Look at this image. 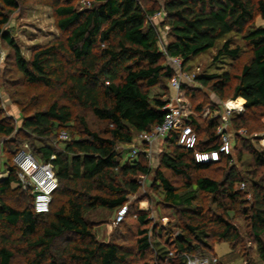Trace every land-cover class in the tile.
<instances>
[{
  "label": "trees",
  "instance_id": "obj_1",
  "mask_svg": "<svg viewBox=\"0 0 264 264\" xmlns=\"http://www.w3.org/2000/svg\"><path fill=\"white\" fill-rule=\"evenodd\" d=\"M75 1L54 0L56 27L65 38L36 49L25 61L2 33L9 20L3 9H16L17 0H0V38L14 47L18 71L28 85L54 94L44 107L21 108L20 128L0 118V154L6 157L7 173L0 180V264H17L16 253L24 258L23 264H135L136 256L142 260L149 256L143 264H185L184 255L216 259L214 245L241 242L237 227L229 221L238 205L243 206L250 237L264 264V152L237 134L250 132L245 114L264 108V26L255 25L257 18L264 22V0H159L158 10L145 7L141 0H91L79 10ZM156 14L164 15L162 24L168 27L165 54L156 28L148 22ZM232 37H239L251 53L239 74H202L196 81L219 100L230 90L232 100L244 101L245 113L229 117L236 132L232 152L234 143H242L263 175L258 177L257 171L255 179L248 175L240 179L229 167L222 181L197 177L191 183L194 174L231 163L232 152L217 164H196L191 151L177 147V131H171L162 141L170 150L159 158L154 186L161 188L163 201L180 212L181 221L174 226L177 234L170 227L149 229L148 216L140 214L135 253L114 242H98L85 215L97 209L116 212L128 205L129 196L140 188L136 178L151 173L144 155L137 163L128 159L120 163L116 148L131 145L137 134L162 122L167 104L149 93L173 76V69L162 62L177 59L184 69L222 40L213 61H236L242 50ZM75 109L106 127L92 131L79 115L77 138L63 141L64 148L58 149L55 143L61 144L60 134L72 127ZM189 124L197 135V150L216 148L219 117H210L203 127L193 115ZM200 132L205 140L199 138ZM24 142L37 161L50 162L55 172L58 188L47 214H36L33 197L18 185L13 158ZM161 170L184 179L183 192ZM244 181H249L251 200L246 199ZM200 194L210 196L214 209L195 207Z\"/></svg>",
  "mask_w": 264,
  "mask_h": 264
},
{
  "label": "rangeland",
  "instance_id": "obj_2",
  "mask_svg": "<svg viewBox=\"0 0 264 264\" xmlns=\"http://www.w3.org/2000/svg\"><path fill=\"white\" fill-rule=\"evenodd\" d=\"M141 2L147 8L154 10L162 9V3L159 0H141ZM90 3L91 0L75 1V5L79 10L89 6ZM53 4L54 0H17L18 6L16 9H3L8 15L9 20L2 28V33L10 37L13 45L17 48L25 61L30 60L32 53L36 49L65 38V35L56 27ZM163 16L164 15L153 20L151 23L156 28L162 42L166 44L168 40V27L162 24ZM255 25L264 26V22L257 18ZM232 39L234 44L239 46L242 50L238 60L233 61L227 58L219 62L213 61L214 55L224 41L222 40L214 49L199 55L184 69L181 67L183 73L193 78H191V82L181 84L179 98L182 101V105L187 110V113L193 114L198 122L201 125L203 124V127H205L204 124H206L207 119L212 117L213 111L218 110L220 114H222V105L225 102L233 100L230 90L227 91L224 99L219 100L208 88L202 87L196 81L197 77L202 74H222L224 72L236 76L239 74L242 66L246 64L251 57L250 51L239 37H232ZM162 65L171 67L173 69V76L171 79L163 80L159 86L150 89V97L166 102L167 105H174L176 103L174 99L176 91L171 88L170 83L174 77L178 76L177 71L179 68L169 58H166L162 62ZM235 83L234 80L232 85L234 86ZM55 95L57 94L55 93ZM52 96H54L52 92L28 85L25 82L16 67L14 47L0 38V118L7 119L15 128H20L22 123L21 108L26 107L27 109H33L34 104L44 107L49 104V101H51L50 97ZM238 102L241 101L238 100ZM198 105L201 106V110L199 111L196 110ZM240 113L243 114L245 112L242 110ZM75 114L74 121L71 124L72 127L66 130V135L68 137L66 141L71 138H77L76 134L80 130V125L76 117L79 115L84 116L87 126L92 131L102 132L106 127L105 123L97 121L89 113H81L78 109H75ZM234 114L235 113H233V115ZM235 115H237V113ZM245 115L250 127V132L243 130V134L241 135L239 130L237 134L241 138L246 139L255 150L260 151L259 140L264 137V108L250 113L248 112V114ZM199 138L205 140L204 133L200 132ZM233 138L235 137L233 136ZM59 140L61 144L55 143V147L63 149L64 144L60 136ZM0 141L3 142V139L1 138ZM241 144L242 143H234V150L230 159L231 163L226 166L222 163L217 168V171L206 170L199 174H194L191 183H194L197 177H208L217 181H222L229 167L236 171L240 179H245L247 175L255 179L257 178L255 177V172L257 171L260 172V174L257 175L258 177L263 175V172L257 170L254 166L249 152L244 147H241ZM18 148L28 153L32 150L26 142L20 144ZM130 148L131 145L117 146L116 151L118 152L120 163L126 161L129 151L131 150ZM169 150L170 148L167 150L166 145H163L162 142H157L155 146L151 147L152 161L149 165L151 173L148 176L136 178V180H140L141 183L139 191L137 194L129 196V204L127 206H130V210L128 209L129 213L126 214L120 224L113 225L116 212L97 209L85 215V220L91 225L98 242H114L127 247L130 252L135 253L137 230L140 229L136 217L140 214H146L148 216L147 226L149 229L153 227H170L173 228V235L177 234L178 230L174 226L181 221L180 212L165 203L163 201L161 188L154 186V173L159 169V158L163 153L169 152ZM238 154H241V160H238ZM5 158V155L1 152L0 171L3 174L6 172L4 166ZM140 161L145 163L144 159H140ZM9 165H12V163L10 162ZM161 171L179 193L183 192L185 184L184 179L173 176L169 171ZM244 182L247 185V189L244 191V193H247L246 199L251 200L249 181ZM198 206L204 207L205 209H214V206L211 204L210 196L206 194L199 195V199L195 203V207ZM230 215L229 221L237 227L241 236V242L233 246H229L227 243H218L214 245L213 254L216 260L220 262V264H262L258 259L256 246L253 244L249 234L248 223L243 215V206H236V211ZM15 255L17 264H23L24 258H22V255L18 253ZM148 260L149 256L145 257L144 260L136 256L135 264H143Z\"/></svg>",
  "mask_w": 264,
  "mask_h": 264
},
{
  "label": "built area",
  "instance_id": "obj_3",
  "mask_svg": "<svg viewBox=\"0 0 264 264\" xmlns=\"http://www.w3.org/2000/svg\"><path fill=\"white\" fill-rule=\"evenodd\" d=\"M88 7V6H87ZM160 14H156L153 17L148 18V22L160 18ZM152 24V23H151ZM158 35V33H157ZM158 43L161 51L165 54V43L162 42L158 35ZM179 68L177 71V77L171 80V88L176 91L174 105H167L164 108V118L162 122L155 125L151 131L142 132L136 135L133 143L131 144V150L129 151L128 161L131 164L137 163L140 155H144L145 159L151 163V145L153 143L162 142L171 131H177L176 145L186 151H191L193 160L196 164L200 165H214L219 163L222 157H228L231 155L233 146V136L235 132L231 129L229 124V117L233 113L240 115L243 109V105L240 104L237 107H229L228 102H225L222 106L223 112L219 111L212 113V117H219L220 124L216 128V136L218 138V145L215 149L208 151H199L196 149L197 135L193 131L190 123V117L193 114L187 113V110L182 105V101L179 98V93L182 83L191 82V76L182 72L181 63L177 59H170ZM236 100L231 101L234 103ZM208 114V113H207ZM210 115V114H209ZM243 134V130L239 131ZM66 133L60 134V139L67 140ZM136 144V145H135ZM260 150L264 152V137L259 140ZM126 159V160H127ZM13 163L16 165L17 181L18 185L25 192H28L33 197V210L36 214H47L50 210L53 194L58 188V184L55 177L53 166L50 162H39L30 153L26 151H19L13 158ZM0 171V180L6 175ZM141 185L140 180L138 181ZM245 185L240 184V189L243 190ZM128 213V206L125 205L116 211L113 225L120 224ZM185 264H217L216 259L200 258L191 255H184Z\"/></svg>",
  "mask_w": 264,
  "mask_h": 264
},
{
  "label": "bare ground",
  "instance_id": "obj_4",
  "mask_svg": "<svg viewBox=\"0 0 264 264\" xmlns=\"http://www.w3.org/2000/svg\"><path fill=\"white\" fill-rule=\"evenodd\" d=\"M240 104H241V103L238 102V99H237L234 103H231V101L228 102L229 107H237V106H239Z\"/></svg>",
  "mask_w": 264,
  "mask_h": 264
},
{
  "label": "crops",
  "instance_id": "obj_5",
  "mask_svg": "<svg viewBox=\"0 0 264 264\" xmlns=\"http://www.w3.org/2000/svg\"><path fill=\"white\" fill-rule=\"evenodd\" d=\"M236 100H237V99H236ZM238 100L241 101V102H240L241 104H244V101H243V100H241V99H238ZM242 102H243V103H242ZM155 144H156V143H153V144L151 145V147L155 146ZM151 147H150V149H151Z\"/></svg>",
  "mask_w": 264,
  "mask_h": 264
}]
</instances>
